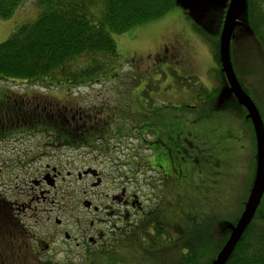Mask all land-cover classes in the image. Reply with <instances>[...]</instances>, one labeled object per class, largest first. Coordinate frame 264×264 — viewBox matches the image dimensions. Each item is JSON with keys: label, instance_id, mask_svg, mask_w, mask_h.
<instances>
[{"label": "rangeland", "instance_id": "374dc122", "mask_svg": "<svg viewBox=\"0 0 264 264\" xmlns=\"http://www.w3.org/2000/svg\"><path fill=\"white\" fill-rule=\"evenodd\" d=\"M229 3L230 0H178L177 5L165 16L139 23L122 33L113 32L120 55V63L115 69L119 75L117 80L107 78L101 83L81 86L70 93L48 90L22 81H0V87L29 94L39 91L51 94L60 101L78 100L84 107L112 104L128 108L126 110H139L148 117L170 110L179 114L192 113L194 110L187 106L194 104V94H199L200 84L213 89L220 86L212 72L218 65L211 45L194 25L199 23L213 34L216 33L217 37ZM90 10L100 18L105 13V5L98 0ZM37 15L36 0H26L13 17L0 18V43L7 40L18 26L32 21ZM247 25L245 7L240 6L230 38L232 63L238 79L243 82L264 119V48ZM171 42L174 44V48H171L174 53L166 59L158 60L155 52L159 45ZM182 78L192 80L187 85ZM228 92V88L223 90L220 101L216 100L218 107L222 108L216 110L210 119L205 117L199 120L198 124L204 129H210L212 120L218 121L221 126L220 130H216L218 135L227 129L233 135L222 141L225 142L224 146L233 147V143L240 150L228 149L224 155H219L218 160L222 162L221 176L214 179H208L209 176L184 178L180 184L184 188L182 193L177 191L173 195L168 194V197L167 184L164 189L163 182H156L153 171L145 165L140 166L137 172H133L132 165H118L120 160L124 161L131 156V152L139 156L134 159L135 164L151 154L137 140L127 139L130 143L123 146L112 144V147L117 146L113 149L115 155H106L97 149H57L46 144L48 138L41 132L20 133L10 140L0 142V191L7 194L10 200L17 198L15 200L19 203L27 206L30 204L27 219L22 217L23 222L32 229L34 239L39 237L52 241L48 251L45 250L39 256L36 254L37 264L112 262L109 257L103 259L104 256L99 252H86L85 242L88 238L93 236L99 239L96 231L101 230L105 237H114L112 233L118 229L116 221H125L123 214L127 211L130 213L129 223H139L144 219L141 212L147 214L166 199V204L169 201L173 204L171 210L175 219L180 215L179 208L191 212L195 203L207 204L208 199L218 205L222 215H234L247 201L245 195L253 177L255 144L250 124L241 118L242 106L236 95ZM134 121L132 115H125L126 125L131 126ZM178 126L185 128L181 122H178ZM185 135L182 134L181 138L184 139ZM132 145H136V148ZM161 150L163 157L180 155L177 143L168 141L167 145L160 146ZM54 167L60 172L57 178L47 174ZM89 167L100 168L109 177L104 176L100 186H93L95 177L83 173ZM116 171L127 176H115L118 185L113 180ZM197 186L200 187L199 191ZM122 188H125L128 196L136 194L142 202V208L131 205L126 207L113 201L112 194L120 192ZM187 192L188 198L184 194ZM46 196L48 198L45 200ZM179 199L185 200L179 204ZM87 202H92V206H88ZM94 206H98L99 210L96 211ZM18 209L23 214L22 206ZM202 210H207V206ZM111 211H115L116 215L109 214ZM229 221L221 223L223 228ZM66 233L70 235L69 238ZM187 236V240L195 238L203 241L206 238L197 232ZM164 257L165 260H147L145 264H176V261L178 264L176 256Z\"/></svg>", "mask_w": 264, "mask_h": 264}, {"label": "trees", "instance_id": "16d2710c", "mask_svg": "<svg viewBox=\"0 0 264 264\" xmlns=\"http://www.w3.org/2000/svg\"><path fill=\"white\" fill-rule=\"evenodd\" d=\"M97 1L36 0L38 15L32 21L18 26L7 40L0 43V81H22L29 85L43 86L48 90L57 89L60 92L70 93L76 88L101 83L107 78L117 80L119 75L115 73V69L120 63V55L112 33H122L139 23L165 16L178 3V0H101L105 5V13L98 18L90 10ZM25 2L26 0H0V18L13 17ZM263 5L264 0H245L247 26L264 48ZM226 12L225 10L217 37H215L216 33L213 34L199 23L194 25L203 39L211 45L213 57L218 65L212 72L220 86L213 89L200 84L198 88L201 100L199 105L203 106L204 112L210 118L216 110L222 108L218 107L216 100L220 101L222 91L230 87L221 61L220 49ZM189 80L192 79L182 78L187 85L190 83ZM239 81L251 97L243 82L240 79ZM0 88V142L10 140L20 133L41 132L48 138L46 144L58 149L77 141H80L81 145L87 144L91 133L99 134L109 131L106 119L94 118L92 113L87 114L90 118L84 117V112L80 110L82 105L78 100L60 101L51 94L39 91L29 94L12 88ZM236 98L242 106V120L249 123L252 128L255 144L252 184L250 183L251 187L249 185L250 189L245 195V201H247L231 216V214L222 215L218 205H214L213 201L208 199L207 204L195 203L194 210L191 212L179 208L180 215L175 219L174 212L171 210L173 204L171 201L166 204V199L147 213V219L145 218L146 224L154 220L159 222L156 225V231L159 230L157 234L144 233L148 240H145V247L143 243L139 244L140 250L136 247L132 248L129 256L114 252L110 257L113 261L108 264H135L133 261L137 257H133L132 254L137 249L142 252L139 264H145L147 260L150 262L160 260L164 256H176L178 264H214L216 262L234 227L243 216L254 188L259 164L258 140L253 120L248 108L237 96ZM95 106L117 107L112 104ZM104 112L101 113L104 117L106 113L110 114L108 111ZM80 115L83 118L79 120ZM214 122L215 125L220 126L218 121L212 120L211 128L215 126ZM80 130L81 133L83 130L86 131L84 135H79ZM212 135L214 134L211 133ZM231 136H233L232 131L228 129L225 132L223 130L220 135L212 136L209 140L212 153L224 155L228 149H234V151L239 149L233 143H231L233 147L228 148L224 146L225 142L222 143L225 138L229 139ZM176 156L178 165L188 163L184 162L180 155ZM201 161L203 162L201 167L196 165L195 172L191 176H196V173L201 177L209 176L208 179L221 176V172L213 176L205 171L199 173L198 170L204 168L202 166L205 165L207 168V161ZM183 180L177 177L173 179L171 177L170 180L168 177V183L162 180L163 184L168 186L167 197L168 194L170 196L177 191L182 193L184 188L180 184ZM196 188L199 191L200 187ZM189 192L184 193L186 198L189 197ZM184 200L179 199L178 203ZM9 201L8 195L0 191V236L4 240L5 236L10 237L9 234H12V238L16 236L20 240L25 233L19 219L15 217L8 205ZM206 206L207 210H202ZM176 214L178 215L177 210ZM226 220L230 221L223 228L221 223H226ZM166 227L169 229L168 232L164 230ZM172 230L176 233L177 239L171 240V247H167L162 235L170 234ZM196 232L205 236V240L200 241L195 238L187 240V235ZM4 246V244L0 245V262L4 260L7 261L6 264H9L12 260H16L14 264L38 263L37 253L34 252L32 257L27 258L20 248V243L16 254L5 249ZM48 263L51 264V262ZM226 264H264V196Z\"/></svg>", "mask_w": 264, "mask_h": 264}, {"label": "flooded vegetation", "instance_id": "af4514ba", "mask_svg": "<svg viewBox=\"0 0 264 264\" xmlns=\"http://www.w3.org/2000/svg\"><path fill=\"white\" fill-rule=\"evenodd\" d=\"M174 44L171 42L170 44L164 43L163 45H159L160 47L155 52V55L158 60H163L168 58L169 54H173L174 51L171 50V48ZM169 46V47H168ZM195 102L194 104L188 105V108H191L194 110L192 113L187 114H179L178 112H159L153 117L146 116L143 112L139 110L131 111L126 110L128 108L124 107H99V106H89L84 107L81 106L80 110L84 112V117H89L87 114L92 113L94 114V118H101L107 120V125L109 127L108 132H103L99 134H93L91 133L88 137L89 143L87 144H80V141L75 142L74 144H68L65 147H60L58 149H72L74 151L80 150L84 148V150H100L104 151L106 155H115L114 148L117 146L112 147V144L116 145H125L130 143L127 139L130 140H137L138 143L143 146L144 149H147L151 151V154L141 161L137 162L135 164L134 159L136 157H139L136 153L131 152V156H129L126 160L119 161L118 165H121L124 167L125 165H132L134 168L133 172H137L140 166H146L149 168V170L153 171L154 179L156 182L160 183L162 180H165V183H168V177L169 180L177 177L181 180L184 178L190 177L194 172V167L196 165H199L201 167V164L203 163L201 160L207 161V168L204 166L203 169H199V173L207 172L209 175H215L216 173L221 172L220 167L222 165L221 161L218 160L219 154L218 153H212L210 150L211 147L209 146V140L212 136H217L218 130H220V126L218 124L215 125V122L213 123L215 126L210 127V129H204L203 126L199 125L198 121L204 119L205 117L210 118L205 112L203 106L199 105L201 103L200 97L197 93L194 94ZM90 111V112H88ZM104 111H108L110 114H107L102 116L105 113ZM112 113V114H111ZM101 114V115H99ZM125 115H132L134 117V122L131 126L126 125L124 122ZM83 118V116L80 115L79 120ZM148 119V120H147ZM178 122L184 123L185 128L179 127ZM78 126V124H77ZM197 129H194V128ZM79 135H84L86 132L85 130L78 131ZM211 133L214 135L211 136ZM222 133V132H221ZM182 134H186L184 139L181 138ZM127 140V141H126ZM168 141L171 143H177L179 147V154L184 160L185 166H187L185 169H182L184 164H177V154H170L163 159V152L160 151V146H165L168 144ZM134 148H136V145H132ZM148 165H147V163ZM217 162V163H216ZM139 163V164H138ZM216 163V164H215ZM115 165V164H114ZM116 165V166H118ZM159 165V166H156ZM172 168V170H170ZM174 168V170H173ZM186 170V175H185ZM104 170H101L100 168H88L83 173L89 174L91 177H95V182L93 186H100L103 184V177H109L107 174L104 173ZM171 173L172 175H168ZM222 173V172H221ZM48 176L50 174L54 175L55 178H57L60 175V172L57 170L56 167H54L51 172L47 173ZM114 177H125L126 175L116 171L114 174ZM124 175V176H123ZM198 177H201V175L195 174ZM204 176V175H202ZM80 177L82 175L80 174ZM116 177L113 179L115 180L114 183L117 184ZM131 177V176H130ZM49 178V177H48ZM127 178V176H126ZM157 183V184H158ZM164 183V189H166V184ZM118 185V184H117ZM159 186V185H158ZM117 187H115L116 189ZM162 188V189H163ZM49 193V191H48ZM48 197H45V200ZM10 200L8 205L11 207L15 217H17L22 225V229L25 233L23 235V238L20 240L15 238H12V234H9L7 231L6 233L10 235V237H4L5 239H2L1 237V244H4L5 249H9L14 254L18 251V244L20 243V248L23 250L26 257H32L34 255V252L38 254V256L44 252L45 250L51 248V242L49 239H43L36 237L34 239V233L32 232V229H30L29 226H27L23 222V216H28V210L31 208V205L24 203H19L18 201ZM111 199L113 201H117L118 203L129 207L135 206V208H142V202L136 197V194H134L132 197L128 196L126 194L125 188H122L120 192H115L112 194ZM92 206V202H90ZM22 206V209L24 212L23 214L19 212V207ZM95 210L98 211L99 207L94 206ZM112 209V207H111ZM152 210V209H151ZM150 210V211H151ZM149 211V212H150ZM147 212V213H149ZM142 218L144 219L140 221L139 223H135L133 221L132 224L129 223L130 219V213L127 211L125 214H123V217L125 218V221L123 220H117L116 226L118 229H114V232L112 235L114 237H111L110 235L104 236L102 230L96 231L98 234V238L96 239L93 236L88 238V240L85 242V250L86 252L93 251L95 253L99 252L103 257V259L110 258L114 252L120 253L122 255H128L130 252H126L131 250L132 248H138L139 244L141 245L143 243V246L145 247V240H147V237L144 233L156 235V225L159 222H155V220L149 223H144L146 217V212H141ZM22 214V215H21ZM109 214H112L113 216L116 215L115 211H111ZM122 217V218H123ZM92 225H94V222H92ZM168 232V228L166 227L164 229ZM163 240L166 242L167 247H171V240H176V233L172 230L170 234H163ZM161 236V237H162ZM22 237V236H21ZM29 237V238H28ZM66 237L69 238L70 235L66 233ZM24 242V244L22 243ZM137 243V244H135ZM137 249L134 254H132L133 257H137L134 259V263L137 264L140 262L139 258L142 256V252ZM48 251V250H47ZM129 256V255H128ZM125 257V256H124ZM16 260H12L9 264H14ZM7 261H2L1 264H6ZM141 263V262H140ZM31 264V263H29ZM139 264V263H138Z\"/></svg>", "mask_w": 264, "mask_h": 264}, {"label": "water", "instance_id": "95a60500", "mask_svg": "<svg viewBox=\"0 0 264 264\" xmlns=\"http://www.w3.org/2000/svg\"><path fill=\"white\" fill-rule=\"evenodd\" d=\"M240 6L245 7V0H230L221 33V61L230 84V87H228V93L236 94L240 101L248 108L250 116L253 120L258 140L259 164L254 188L246 206V210L239 223L234 227L231 237L229 238L223 250L220 252L214 264L227 263L243 232L251 222L255 210L264 193V122L258 106L244 90L237 74L235 73L230 53V38L233 26L235 25L236 14ZM86 204L90 206L91 203L87 202Z\"/></svg>", "mask_w": 264, "mask_h": 264}]
</instances>
